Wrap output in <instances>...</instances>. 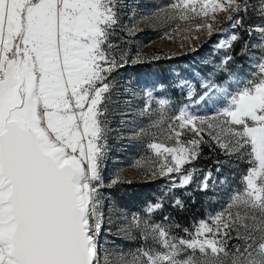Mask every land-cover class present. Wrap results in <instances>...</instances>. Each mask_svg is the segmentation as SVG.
I'll return each instance as SVG.
<instances>
[{
  "label": "snow or ice",
  "instance_id": "snow-or-ice-1",
  "mask_svg": "<svg viewBox=\"0 0 264 264\" xmlns=\"http://www.w3.org/2000/svg\"><path fill=\"white\" fill-rule=\"evenodd\" d=\"M226 5L174 0L168 6L173 15L163 18L208 16V6L235 13L226 17L229 40L218 47L230 49L242 41L244 52L255 35L256 53H246L255 78L235 92L206 85L198 99L215 105L222 96L226 106L214 116L178 107L167 133L175 146L147 145L159 160L150 174L168 183L155 203L148 202L146 213L151 218L163 212L170 196L172 208L185 209L174 193L193 184L204 145L248 165L242 190L192 230L183 229L184 236L172 231L180 226L167 215L149 223L134 214L144 243L125 251L114 244L102 247L111 217L105 216L101 190L126 182L114 175L106 183L103 172L114 131L110 116L121 95H135L120 71L144 60L139 51L130 59L129 49L113 37L118 30L131 35L136 26L121 25L123 0H0V264H264V0H226ZM201 27L211 34L214 25L197 30ZM145 95L151 98L153 92ZM158 104L164 108L170 101ZM188 133L192 137L185 139ZM226 163L216 161V171ZM225 183L226 178L219 180ZM216 186L208 170L193 192ZM127 236L136 239L131 230Z\"/></svg>",
  "mask_w": 264,
  "mask_h": 264
},
{
  "label": "rangeland",
  "instance_id": "rangeland-1",
  "mask_svg": "<svg viewBox=\"0 0 264 264\" xmlns=\"http://www.w3.org/2000/svg\"><path fill=\"white\" fill-rule=\"evenodd\" d=\"M172 2L174 0H123L121 25H135L136 31L126 35L123 30H118V34L113 37L120 47L129 49L130 59L139 51L144 60L121 69V80L130 84L135 95H121L120 103L110 116V127L114 131L109 134V152L103 175L106 183L114 175H119L126 182L101 190L105 196V216L111 217V224H106V227L111 228V233L103 232L101 243L102 247L109 249L114 244L125 251L134 250L144 243L133 225L134 214L141 221L149 220V223H153L163 221L164 216L171 212L170 196L163 212H157L151 218L146 213L148 202L155 203L156 197L162 194V189L168 183L166 178L150 174L149 170L156 168L159 160L147 145L155 142L175 146L176 142L168 139L167 133L172 123L170 118L178 114V107H187L198 115L214 116L226 106L227 100L221 96L215 105L205 104L198 97L205 91L206 85L212 89L228 87L229 92H235L248 80L255 78L254 65L247 54L240 63L231 60L226 66L221 64L228 49H221L218 45L221 41L229 40L230 22L226 17L230 14L235 16V13L221 10L213 12L211 6H208V16L201 14L185 21L174 19L166 22L163 18L173 15L172 9L168 7ZM217 2L227 6L226 0ZM215 21L223 23L217 25ZM205 23L214 25L211 34L204 27L197 30L198 25ZM252 38L247 53H256L252 46L256 43L255 35ZM152 57L160 59L153 61ZM255 59L256 56H253ZM181 81L185 83L181 85ZM145 90H151L153 96L148 98ZM160 99H168L170 104L161 108L158 104ZM162 113H166L168 118L161 119ZM137 133H141L139 138ZM191 137L192 134L188 133L184 138ZM220 156L216 161L227 160L228 163L220 172L216 171L217 164L214 167L213 175L217 180L215 190L195 191L199 192V199L204 202L205 219L220 211L234 191L242 190V176L248 167L245 163L229 160L223 154ZM195 167L198 172L193 178V184L187 188H177L174 193L176 196L181 193L187 196L186 193L193 191L204 179L207 170ZM222 178H226L227 183L219 184ZM209 183L211 185L212 181ZM129 230L136 237L135 240L128 238ZM172 231L177 235L176 229ZM104 241L108 242L107 245H104Z\"/></svg>",
  "mask_w": 264,
  "mask_h": 264
},
{
  "label": "trees",
  "instance_id": "trees-1",
  "mask_svg": "<svg viewBox=\"0 0 264 264\" xmlns=\"http://www.w3.org/2000/svg\"><path fill=\"white\" fill-rule=\"evenodd\" d=\"M239 31V30H235ZM243 34V37L245 40H249V37L247 34L241 32L240 35ZM245 35V36H244ZM253 38L249 41V44L251 43ZM249 44L248 47L244 50V52L241 51L242 49V41L241 42H235L232 44V47L227 50L226 57L230 56L232 57V61L236 63H240L243 58L246 56L247 51L249 50ZM222 155L219 149H216V151H210L209 147L207 145L203 146V153L201 159L195 162V166H199L202 169L205 170H211L212 172L215 170L214 167L216 165V159L221 158ZM239 169L242 170V167ZM233 180H237L236 178H233ZM189 193H192V195L184 196L182 193L179 195V197L185 202L186 207L183 211L177 210L172 208L170 214H168V217L172 222H175L179 224V228L176 229V233L178 236H184L183 229L187 228L189 230H192L194 228V225L197 221L201 219H205L204 216V202L199 199L200 194L199 192H193L190 191ZM195 197V202L193 203L192 197Z\"/></svg>",
  "mask_w": 264,
  "mask_h": 264
}]
</instances>
